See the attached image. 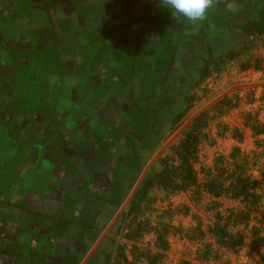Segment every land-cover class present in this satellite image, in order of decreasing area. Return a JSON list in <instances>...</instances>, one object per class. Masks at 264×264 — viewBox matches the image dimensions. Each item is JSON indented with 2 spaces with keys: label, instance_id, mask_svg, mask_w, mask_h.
<instances>
[{
  "label": "rangeland",
  "instance_id": "374dc122",
  "mask_svg": "<svg viewBox=\"0 0 264 264\" xmlns=\"http://www.w3.org/2000/svg\"><path fill=\"white\" fill-rule=\"evenodd\" d=\"M54 1L52 10L56 6L63 14L59 9L62 0ZM213 1V11L205 20L192 23L182 18L180 28L178 18L162 7V0H129L127 5L123 0H95L97 9H81V13L96 15L103 30H116L113 38L118 44L135 43L139 49L135 55H150L147 51L154 43L171 49L155 52L166 61L154 68L159 86L142 94V101H133L135 105L127 103L124 109L128 116L115 117L111 111L91 120L82 114L72 116L80 127L89 121L108 130L113 125L119 127L115 133L105 132L103 141L85 149V154L77 148L82 139L62 114L55 115L54 124L42 132V119L22 123L23 112L12 120L0 115V172L5 171L4 177L0 175V197L10 200L0 201V241L5 243L0 245V254L5 255L0 256V264H47L34 257L31 230L18 227L56 220L65 198L80 199L81 203L80 210L70 208L69 219L77 220L84 212V222L99 236V256L89 260L94 264L97 259L98 264H145L141 256L148 254H161L163 264H264V248L250 252L244 245L246 240L236 249H221L209 234L211 218L217 212L240 208L238 204L226 198L215 200L203 190L170 195L158 181L161 161L175 160L172 148L189 132L194 119L222 98L238 96L236 109L207 121L196 164L199 180L203 184L206 171L218 160L230 172L237 168L234 165L247 161L255 167L249 172L251 178L264 183V136L253 139L242 126L246 114L264 123V36H254L248 27L264 16V0ZM31 2L37 10L42 8L40 0ZM11 5L0 3V55L3 49L17 46L13 37L19 23L13 21L17 13ZM51 8L45 6V10ZM93 21L90 19L85 31L80 29L76 35L86 37ZM4 73L0 68V74ZM5 93L7 97L11 90L6 88ZM3 105L5 112L12 110L10 104ZM236 130L243 135L242 142L237 141ZM19 139L29 147L19 145ZM26 155L35 160L39 157L35 176L30 179L29 171H13L15 157L24 159ZM40 170L60 176L50 182L52 190L42 188V195L37 191L42 182ZM82 177L88 196L73 197L82 187L77 178ZM33 191L45 199L41 209L31 205ZM253 225H239L233 231L244 236ZM41 230L50 232L49 237L55 235L49 225Z\"/></svg>",
  "mask_w": 264,
  "mask_h": 264
},
{
  "label": "crops",
  "instance_id": "0c3cea01",
  "mask_svg": "<svg viewBox=\"0 0 264 264\" xmlns=\"http://www.w3.org/2000/svg\"><path fill=\"white\" fill-rule=\"evenodd\" d=\"M53 2L57 1L40 0L42 8L37 10L31 0H0L4 7L7 3L13 4L12 9L17 7L14 10L17 17L13 21L19 23L16 24L13 37L17 46L3 49L0 55V68L5 72L0 74V91L3 92L0 94V115H6L12 120L20 118L18 115L23 112L22 123L29 122L30 119H42V132L44 128L54 124L55 115L62 114L65 123L70 124L71 130L82 139L77 148L85 154V149L103 141L105 132L115 133L119 131V127L113 125L108 130L107 127L90 121L80 127V122L72 116L82 114L84 118L91 120L92 117H101L104 111L113 112L115 117L128 116V111L124 109L127 103L135 105L133 101H142V94H147L151 88L159 86L160 81L153 76L154 68L166 61L156 57L155 52L158 53L160 49L170 51L171 47L167 45L163 48L154 43L153 48L147 51L150 55H135V51H139L135 43L126 46L118 44L117 38H113L117 36L116 30H103L96 15L81 13L83 8L97 9L95 0H62L59 9L64 11L63 14L56 10V6L52 10ZM45 6L52 8L50 11L45 10ZM8 8L9 6L5 9ZM213 8L208 14L212 13ZM177 18L180 28L182 17ZM90 19H94L93 29L86 30V37H78L76 32L80 29L81 32L85 31ZM160 25L165 28L163 23ZM6 88L11 90L7 97ZM3 103L10 104L12 110L5 112ZM135 110L139 115L140 111L136 108ZM75 122L78 125L77 130ZM19 140V145L29 147L23 146L25 141ZM38 159L39 157L35 160L31 155H26L24 159L15 157L16 161H12L14 173L29 171L30 179L31 175L35 176L34 165H37ZM40 171H43L38 173L42 175H39L42 178L41 190L37 191L42 195L45 193L42 188L48 190L50 187L52 190L50 182L58 180L59 175ZM0 175L1 178L4 177L5 171H1ZM77 179L82 187L74 192L73 197L88 196L85 193V178ZM30 199L31 205H35L36 209H41L45 202L44 197L37 196L34 191ZM0 201L10 202L9 198L2 196ZM79 207L80 199L70 201L65 198L61 200L56 220L23 223L18 227L31 230L33 237L30 240L35 241V258L48 261L47 264H94L93 260L90 262V258L99 256L96 248L99 236L90 231V226L84 222V212L77 215V220L69 219L70 208ZM45 225L54 230V237H49L50 232L44 233L41 230ZM0 245L5 243L1 240ZM98 262L99 259L96 264Z\"/></svg>",
  "mask_w": 264,
  "mask_h": 264
},
{
  "label": "trees",
  "instance_id": "16d2710c",
  "mask_svg": "<svg viewBox=\"0 0 264 264\" xmlns=\"http://www.w3.org/2000/svg\"><path fill=\"white\" fill-rule=\"evenodd\" d=\"M127 1L129 0H123L124 5H127ZM248 27L254 36H264V16L257 21L250 22ZM238 99V96L234 98L226 96L217 101L211 110L200 113L194 119L189 132L172 148L175 160L172 158L170 161H161L162 170L158 175V181L170 195L203 190L215 200L226 198L238 204L240 208L226 209L224 213L217 212L215 218H211L213 223L209 228V234L215 240V245L221 249H236L247 240L248 243L244 245L249 248L250 252H255L264 248V183L262 179L251 178L249 172L255 170V167L253 166L252 169L249 162L244 161L246 163L241 166L234 165L237 168L230 172L226 169L224 162L218 160L212 169L206 171L203 184L200 183L196 169L200 147L205 142L204 128L207 127V121L222 118L236 109ZM242 126L244 130H249L253 139L264 136V123H261L257 116L252 117L246 114ZM236 132L239 134L237 141L242 142L243 135L239 133V130ZM244 164L248 166V169H245ZM261 173L264 172L261 171ZM252 223L254 225L244 236L233 231L239 225L249 228ZM198 225H202L201 220ZM200 234L203 236L201 230ZM163 258L161 254L141 256L145 264H163ZM202 259L207 261L208 258L202 256ZM186 264L190 263L186 262Z\"/></svg>",
  "mask_w": 264,
  "mask_h": 264
},
{
  "label": "clouds",
  "instance_id": "9594fccd",
  "mask_svg": "<svg viewBox=\"0 0 264 264\" xmlns=\"http://www.w3.org/2000/svg\"><path fill=\"white\" fill-rule=\"evenodd\" d=\"M162 7L173 16L196 23L206 19L208 11L213 8V0H162Z\"/></svg>",
  "mask_w": 264,
  "mask_h": 264
}]
</instances>
